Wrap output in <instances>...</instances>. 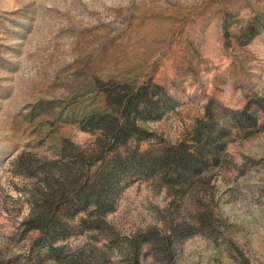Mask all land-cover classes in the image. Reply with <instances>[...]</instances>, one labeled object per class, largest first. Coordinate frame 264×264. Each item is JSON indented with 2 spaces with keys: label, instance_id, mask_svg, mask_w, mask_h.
<instances>
[{
  "label": "rangeland",
  "instance_id": "obj_1",
  "mask_svg": "<svg viewBox=\"0 0 264 264\" xmlns=\"http://www.w3.org/2000/svg\"><path fill=\"white\" fill-rule=\"evenodd\" d=\"M108 80L158 84L175 101L144 124L141 149L190 139L207 104L231 127L246 105L257 119L232 127L226 163L205 172L218 230L175 242L169 261L144 244L140 264H264V0H0V264H128L136 233L167 228L173 195L138 179L104 216L114 240L59 239L55 259L37 230L23 232L34 180L12 162L22 151L54 158L67 140L88 146L95 134L68 122L75 107L57 112Z\"/></svg>",
  "mask_w": 264,
  "mask_h": 264
},
{
  "label": "trees",
  "instance_id": "obj_2",
  "mask_svg": "<svg viewBox=\"0 0 264 264\" xmlns=\"http://www.w3.org/2000/svg\"><path fill=\"white\" fill-rule=\"evenodd\" d=\"M90 88L92 95L82 100V106L78 105L80 101H72L57 112L62 119L64 109L75 107L74 113L68 112V122L95 134L88 146L80 147L67 140L54 158H36L22 151L12 162L15 172L34 180L30 210L21 221L23 232L37 230L34 243L46 245L55 259L59 258V248L54 243L59 239L98 231L112 235L114 240L116 233L104 216L114 209L125 185L151 179L168 189L173 195L170 203L175 206L168 213L163 234L156 227H148L129 240L132 257L128 264H140L144 244L156 258L169 261L175 242L196 233H215L218 219L211 208L212 200L208 201L204 192L205 172L226 163L227 135L232 127L256 124V115L248 105L231 116V127L207 104L190 139L141 149L140 142L151 133L144 124L171 109L174 99L152 83L133 86L108 80ZM257 102L260 106V98ZM184 198L193 207L180 211L177 202Z\"/></svg>",
  "mask_w": 264,
  "mask_h": 264
}]
</instances>
